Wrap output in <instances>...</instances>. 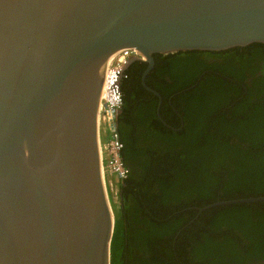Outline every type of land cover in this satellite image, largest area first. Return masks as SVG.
<instances>
[{"label": "water", "instance_id": "water-1", "mask_svg": "<svg viewBox=\"0 0 264 264\" xmlns=\"http://www.w3.org/2000/svg\"><path fill=\"white\" fill-rule=\"evenodd\" d=\"M253 44L264 0H0V264H112L104 88L123 56L158 96L155 55Z\"/></svg>", "mask_w": 264, "mask_h": 264}, {"label": "trees", "instance_id": "trees-1", "mask_svg": "<svg viewBox=\"0 0 264 264\" xmlns=\"http://www.w3.org/2000/svg\"><path fill=\"white\" fill-rule=\"evenodd\" d=\"M134 62L120 82L121 162L112 264H264V45L222 52L155 55ZM179 101L184 122L167 99ZM109 201L111 199L108 194ZM113 199V198H112Z\"/></svg>", "mask_w": 264, "mask_h": 264}, {"label": "built area", "instance_id": "built-area-1", "mask_svg": "<svg viewBox=\"0 0 264 264\" xmlns=\"http://www.w3.org/2000/svg\"><path fill=\"white\" fill-rule=\"evenodd\" d=\"M131 57L123 56L111 78L104 88L105 92V111H106V130L112 171V192L117 195L118 186L126 179L128 170L121 162L120 152L122 144L119 140L117 117L122 104V94L120 82L124 76V68Z\"/></svg>", "mask_w": 264, "mask_h": 264}, {"label": "flooded vegetation", "instance_id": "flooded-vegetation-1", "mask_svg": "<svg viewBox=\"0 0 264 264\" xmlns=\"http://www.w3.org/2000/svg\"><path fill=\"white\" fill-rule=\"evenodd\" d=\"M134 62H140V63H143V62H141V61H134ZM134 62H132L131 64H129V66L125 69V71L134 63ZM143 64H145V63H143ZM146 64H145V69H146ZM145 69H144V71H145ZM125 71H124V73H125ZM143 71V72H144ZM152 71V70H151ZM150 71V72H151ZM143 72H142V74H143ZM149 72V73H150ZM149 75V74H148ZM147 75V76H148ZM147 76H146V78H147ZM123 78H125V75L122 77V79ZM146 78H145V86L147 87V88H149V89H151L150 87H148L147 85H146ZM122 79H121V81H122ZM140 83H141V81H140ZM141 86L143 87V85H142V83H141ZM144 88V87H143ZM145 89V88H144ZM146 90V89H145ZM153 92H155L158 96H156V95H154L153 93H151V92H148L147 90V92L148 93H150V94H152L155 98H157V100H158V104H157V109H156V115H157V118H158V120L162 123V124H165V122L162 120V117H161V106H162V102H163V99L161 98V96H160V94L158 93V92H156V91H154L153 89H151ZM179 101H181V100H175V98L173 97V96H171L170 98H168L167 99V103H168V105H169V107H170V109L172 110V112L177 116V118H178V120H179V127L178 128H175V127H173V126H168L169 127V130L171 131V132H173V133H178V134H180L181 132H182V130H183V126H184V122H183V120H182V116L179 114V113H177V105H178V103H179ZM119 114H120V111H119ZM118 114V115H119ZM118 118V117H117ZM166 125V124H165ZM122 183V182H121ZM121 183L119 184V185H121ZM119 185H117L118 186V192L117 193H119ZM113 198H114V195H113ZM110 202H111V199H110Z\"/></svg>", "mask_w": 264, "mask_h": 264}, {"label": "rangeland", "instance_id": "rangeland-1", "mask_svg": "<svg viewBox=\"0 0 264 264\" xmlns=\"http://www.w3.org/2000/svg\"><path fill=\"white\" fill-rule=\"evenodd\" d=\"M113 201L116 202V204H117V195H114Z\"/></svg>", "mask_w": 264, "mask_h": 264}]
</instances>
